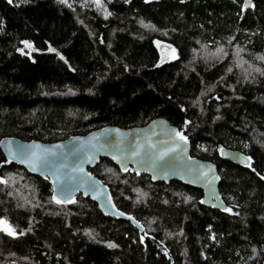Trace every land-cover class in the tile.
<instances>
[{
    "label": "trees",
    "instance_id": "1",
    "mask_svg": "<svg viewBox=\"0 0 264 264\" xmlns=\"http://www.w3.org/2000/svg\"><path fill=\"white\" fill-rule=\"evenodd\" d=\"M252 2L243 14V0H0V139L50 143L163 117L217 165L231 210L102 158L89 170L143 238L81 194L55 203L48 178L0 150V218L16 232L0 231V264H264V0ZM23 40L49 42L71 69L17 54ZM221 147L250 166L222 161Z\"/></svg>",
    "mask_w": 264,
    "mask_h": 264
},
{
    "label": "water",
    "instance_id": "2",
    "mask_svg": "<svg viewBox=\"0 0 264 264\" xmlns=\"http://www.w3.org/2000/svg\"><path fill=\"white\" fill-rule=\"evenodd\" d=\"M244 3L245 0L243 14L253 6L252 0L251 6L247 8L244 7ZM25 41L31 45L30 48L26 47ZM166 46L172 48L168 44ZM15 51L30 59L33 54L56 55L71 69L64 55L49 42L46 43L45 49H38L33 42L23 40ZM164 57L165 54L159 53L157 67L167 62ZM176 132H179L176 126L167 119L158 117L140 127L120 128L106 125L85 134L71 135L64 140L50 143L4 136L0 139V150L6 163L17 164L32 175L48 178L52 194L59 199L73 200L78 194L88 197L97 204L104 216L131 222L145 238L143 227L135 219L115 208L109 188L89 168L97 165L102 158H106L120 170L123 163L134 173L147 174L152 182L178 181L200 189L203 193L201 203L206 207L222 211L228 208L219 191L220 175L217 165L212 161L191 156V143L188 139L179 140ZM37 145L39 147H36ZM20 146L28 153L35 152L41 160L30 165L19 155ZM170 149L175 151H169ZM165 152L167 155L157 158ZM219 157L222 161L243 167H249L251 164L249 156L226 147L219 149ZM22 160L24 162H21Z\"/></svg>",
    "mask_w": 264,
    "mask_h": 264
},
{
    "label": "snow or ice",
    "instance_id": "3",
    "mask_svg": "<svg viewBox=\"0 0 264 264\" xmlns=\"http://www.w3.org/2000/svg\"><path fill=\"white\" fill-rule=\"evenodd\" d=\"M8 2L11 4L12 0H8ZM96 3L99 6L100 0H96ZM249 6H251L250 0H245L244 7L247 8ZM144 26L145 27H149V25H144ZM24 43H25L26 47H29V48L31 47V45L28 44L27 41H25ZM49 50L50 51H54L53 49H49ZM218 51H222V49H219ZM173 58H175V57H173ZM262 59H264V57H262ZM175 135H176V137H179V140H181V141H186V139H187L180 132H176ZM178 146L179 145H177V147ZM36 147H39V145H37ZM169 151H175V149H170ZM18 153H19L20 156L24 157L30 165L41 160V157H38L35 152L28 153L27 151H25L23 146H20L18 148ZM133 155H138V153H133ZM165 155H167L166 152L165 153H161L160 156L157 157V158H163V156H165ZM21 162H24V161L22 160ZM44 162L47 163L46 160ZM118 162H120V161H118ZM121 167H122L123 171H128L127 166L124 165L123 163H121ZM137 174H139V173H137ZM0 183H7V181L3 180L2 178H0ZM62 190H65V189H62ZM52 200L55 203H57V204L75 203V201L71 200V199H59L56 195H53ZM224 210L225 211H231L230 209H227V208L224 209ZM0 231L6 232L10 236H15L16 235L15 229L12 228V226L7 222V220H5L3 218H0ZM89 235H91V233H89ZM109 247H115V245L109 244Z\"/></svg>",
    "mask_w": 264,
    "mask_h": 264
}]
</instances>
